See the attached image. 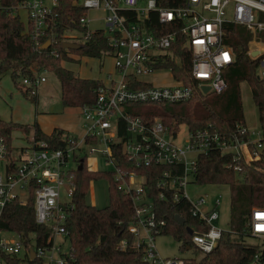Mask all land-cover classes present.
Wrapping results in <instances>:
<instances>
[{
  "label": "built area",
  "instance_id": "1",
  "mask_svg": "<svg viewBox=\"0 0 264 264\" xmlns=\"http://www.w3.org/2000/svg\"><path fill=\"white\" fill-rule=\"evenodd\" d=\"M72 1L85 8L80 18L85 38L94 31L87 28L90 22L87 11L103 7L109 12L105 33L116 48L117 78L110 75L98 88L95 104L81 108L87 121L85 133L82 136L69 134L60 148H52L46 141L38 140L31 146L15 150L0 133V222L7 204L17 198L27 200L33 187L36 221L52 231L46 245L36 246L34 236L33 243L30 238L27 245L19 234L0 228V264H9L7 256L31 258V249L35 258L43 259L45 264H68L69 252L62 253V242L57 245L56 237L68 239L65 223L72 203L75 170L88 153L95 152L113 162L111 170L116 171V178H121L120 188L132 197L135 219L129 231L134 234L133 246L141 250L144 261L149 264L185 263L182 257L158 255L155 238L165 228L166 220L160 218L146 194V175L136 172L124 175L119 171L113 155L117 144L137 167H165L158 183L162 188L160 199L172 204L188 202V212L199 220L200 226L191 227V243L203 253L210 252L224 231L216 224L220 201L215 199L207 206L206 196L191 199L186 187L195 182L199 157L214 151L227 157V167L236 174L245 173L248 165L264 162V127L254 131L246 122H240L234 129L222 132L212 124L198 129L181 122L167 126L160 117L147 119L126 107L186 102L197 90L205 94L221 93L227 87L228 70L237 62L232 42L238 36L236 27L239 26L250 34L248 54L259 58L258 76L264 81V0ZM58 5L59 0H51L50 4L46 0H19L11 6L14 14H20L21 9L27 11L30 36L38 49H45L47 40L51 41L50 46L57 42ZM198 40L203 43H195ZM179 43L190 55V74L197 83L195 86L178 79L174 66L158 65L174 62L181 66L180 55L176 52ZM255 51L258 53L253 55ZM224 52L228 53V61L221 57ZM163 70L171 73L172 85H153L140 79V76ZM46 81V77L39 74L22 80L34 95ZM206 87L209 88L207 93ZM182 124L187 126L186 133L181 131ZM63 185L68 186L65 190L68 200H62ZM23 192H26L25 197ZM258 212L264 213V207L253 209L248 233L264 242V228L256 227L264 225V218L255 215ZM204 226L206 229L201 228ZM8 232L14 233L17 239L9 240L5 236ZM125 247L127 241L121 243V248ZM259 262L256 255L251 264Z\"/></svg>",
  "mask_w": 264,
  "mask_h": 264
},
{
  "label": "trees",
  "instance_id": "2",
  "mask_svg": "<svg viewBox=\"0 0 264 264\" xmlns=\"http://www.w3.org/2000/svg\"><path fill=\"white\" fill-rule=\"evenodd\" d=\"M19 0H0V78L11 72L15 84L19 86L20 79L33 78L46 69L54 73L61 86V103L63 107H79L94 105L97 90L104 85L103 79L83 78L73 70L64 66L63 60L68 52L81 57L102 58L114 54L116 48L103 31L95 29L89 37L75 41L81 45L77 50L62 48L63 41H70L66 34L69 30L84 32L80 18L85 14V8L72 0H59L56 8L58 22L55 27L57 42L47 49H38L30 36L28 24L19 14L11 12V6ZM238 36L232 42L237 54V62L227 73V87L215 95H203L196 91L194 97L179 103H152L153 109H136L138 105L129 106L136 115L147 119L160 117L167 126L174 122L186 123L191 129L207 127L212 124L222 132L234 129L237 123L246 122L242 105L241 83L247 81L252 89V98L261 112L264 126V81L258 76L259 58L248 54L250 34L243 27H236ZM175 47V46H174ZM180 55V64L166 62L158 65L174 66V74L183 79L186 84L195 86L190 74L191 58L180 43L176 45ZM23 83V82H22ZM138 86H142L138 85ZM25 88L24 93L28 94ZM210 96V97H209ZM187 105V106H184ZM22 130L33 131V141L44 140L52 148L62 147L70 134L63 128H55L51 133L44 132L36 122L28 125L20 122L5 121L0 118V133L12 143V132ZM116 166L125 174L136 172L146 175V194L152 199L154 209L160 218L166 220L161 234L173 235L180 243L183 252L194 251L199 256L184 258V264H251L256 255L259 263L264 264V244L252 245L246 241L250 228V218L253 209L264 207V162L246 167L243 176L244 183H238L236 173L227 167L229 160L219 152H211L199 157L195 182L200 184H230L233 188L231 203V221L228 229L223 231L217 245L208 253H203L191 243V235L186 226L200 228L199 220L188 212V202L172 204L160 199L162 190L158 183L164 166L137 167L122 152L119 144L113 151ZM75 170L72 203L69 207L65 227L68 231L69 262L68 264H149L144 261L141 250L133 246L135 236L129 231V225L135 219L132 197L120 188L121 178H116L115 170H98L87 167ZM105 178L109 181V204L97 207L86 201V195L92 181ZM36 205L34 188H31L27 200H12L3 211L0 228L19 234L30 244V236L35 238L36 246L47 244L52 231L50 227L40 224L35 217ZM186 219L184 225L178 223L175 215ZM206 229L205 226L201 227ZM127 241V247L121 248V243ZM9 264H45L43 259L22 256H7Z\"/></svg>",
  "mask_w": 264,
  "mask_h": 264
},
{
  "label": "rangeland",
  "instance_id": "3",
  "mask_svg": "<svg viewBox=\"0 0 264 264\" xmlns=\"http://www.w3.org/2000/svg\"><path fill=\"white\" fill-rule=\"evenodd\" d=\"M50 4L51 0H46ZM109 12L103 7L100 9H89L87 11V18L89 19L88 30L103 29L104 32L108 31L106 22ZM22 20L27 24V11L20 10ZM84 33L79 30H69L66 36L71 39L70 41H80ZM68 57L63 60V65L73 70L77 75L83 78L103 79L107 81L109 76L117 78V71L114 54L105 55L102 58L81 57L74 53L68 52ZM39 75L46 77L47 81L38 88L37 94L24 93L25 86L22 79L19 81V86L14 83L11 72H7L0 78V118L5 121L20 122L28 125H34L37 121L42 122V127L49 130L50 125L55 123H71L78 127L76 132H69L70 135L82 136L86 130V119L82 113V109L76 107L68 111L61 103V86L58 77L49 71H41ZM140 79L145 82H151L153 85H172L173 80L171 73L168 70L157 71L146 76H140ZM242 105L244 110V118L248 126L254 130L259 131L263 126L261 120V112L258 105L252 98V89L247 81L241 83ZM203 95H215V93H203ZM211 96V95H210ZM209 96V97H210ZM154 104H141L136 109H153ZM187 106V105H184ZM64 108V109H62ZM128 110L129 106L126 107ZM64 110V111H63ZM67 112V113H66ZM39 117V119H38ZM37 122V123H38ZM38 123V124H39ZM182 133H186L187 126L181 125ZM67 130V129H66ZM68 131V130H67ZM33 131L28 133L22 130H14L12 132V144L15 150H20L23 147L31 146L33 144ZM87 166L91 169L98 170H111L113 169V162L108 160L100 153H88L86 157ZM245 173L237 174L236 179L238 183L243 182ZM136 184H138V180ZM109 181L105 178L92 181L90 188L86 195V201L89 204L97 207H105L109 204ZM68 186L61 187L62 200H68L65 197V190ZM187 195L191 199H196L198 196H206V205H212L215 199L220 201L219 210L220 216L216 224L220 227L228 229L231 221V203L233 196V188L230 184H200L190 182L186 187ZM26 196V192H23ZM24 199V198H23ZM25 200V199H24ZM9 240H16L17 236L14 233L8 232L5 235ZM33 243V235L30 236ZM246 241L252 245L264 244L261 238L249 235ZM62 242V253L69 252L70 242L68 239L57 236V245ZM156 251L162 258L182 257L187 258L191 256H199L194 251L183 252L180 249L181 243L173 236L167 234H158L155 238ZM58 253H55V257Z\"/></svg>",
  "mask_w": 264,
  "mask_h": 264
},
{
  "label": "water",
  "instance_id": "4",
  "mask_svg": "<svg viewBox=\"0 0 264 264\" xmlns=\"http://www.w3.org/2000/svg\"><path fill=\"white\" fill-rule=\"evenodd\" d=\"M50 44H51V41L47 40L45 42V44H44V48L47 49L50 46ZM61 45H62L63 49H69V50H77V49H79L81 47V45L79 43L74 42V41H67V40L63 41ZM257 53L258 52L255 51V52H253V55H256ZM208 90H209V88H207V87L204 88V91L206 93H207ZM83 167H84V164H83V160H82V162H81V164L79 165L78 168L82 169ZM175 219H176V221L178 223H180L182 225H184L186 223V219L183 216L179 215V214L175 215ZM186 230H187L188 234H190V235L193 233V230H192V228L190 226H186ZM30 254H31V258L34 259L35 258V252H34L33 249H31V253Z\"/></svg>",
  "mask_w": 264,
  "mask_h": 264
},
{
  "label": "crops",
  "instance_id": "5",
  "mask_svg": "<svg viewBox=\"0 0 264 264\" xmlns=\"http://www.w3.org/2000/svg\"><path fill=\"white\" fill-rule=\"evenodd\" d=\"M20 15V14H19ZM68 109V111H71L72 109L76 108V107H66ZM79 108V107H78ZM64 109V108H62ZM80 109V108H79ZM64 111V110H63ZM67 113V112H66ZM39 119V117H38ZM38 122V121H37ZM39 123V122H38ZM41 129L46 132V133H51L55 128L59 127V128H63V129H67L68 132H76L78 130L77 126L72 125L71 123H64L63 121L61 123H55V125H50L49 130L44 129L42 127V122L40 121L39 123Z\"/></svg>",
  "mask_w": 264,
  "mask_h": 264
},
{
  "label": "snow or ice",
  "instance_id": "6",
  "mask_svg": "<svg viewBox=\"0 0 264 264\" xmlns=\"http://www.w3.org/2000/svg\"><path fill=\"white\" fill-rule=\"evenodd\" d=\"M195 43H203V41H195ZM229 60V56H228V54L227 53H225V61H228ZM200 75L201 76H203V75H206V74H204V73H200ZM256 216H257V218H264V213H256L255 214ZM258 228H264V225H259L258 224Z\"/></svg>",
  "mask_w": 264,
  "mask_h": 264
},
{
  "label": "clouds",
  "instance_id": "7",
  "mask_svg": "<svg viewBox=\"0 0 264 264\" xmlns=\"http://www.w3.org/2000/svg\"><path fill=\"white\" fill-rule=\"evenodd\" d=\"M225 53H227V52H224V53H222L221 54V57L225 60ZM228 54V53H227ZM217 59H220V57H218ZM256 227L258 228V225H256Z\"/></svg>",
  "mask_w": 264,
  "mask_h": 264
}]
</instances>
